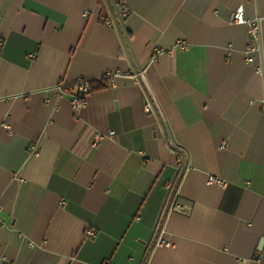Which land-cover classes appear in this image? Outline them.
Here are the masks:
<instances>
[{
	"label": "crops",
	"instance_id": "obj_1",
	"mask_svg": "<svg viewBox=\"0 0 264 264\" xmlns=\"http://www.w3.org/2000/svg\"><path fill=\"white\" fill-rule=\"evenodd\" d=\"M115 1L0 0V264H264V0Z\"/></svg>",
	"mask_w": 264,
	"mask_h": 264
},
{
	"label": "built area",
	"instance_id": "obj_2",
	"mask_svg": "<svg viewBox=\"0 0 264 264\" xmlns=\"http://www.w3.org/2000/svg\"><path fill=\"white\" fill-rule=\"evenodd\" d=\"M122 14L124 16H127L129 14V9H127L126 7H123ZM234 21L241 22V23H243V22L248 23L249 31H250V35H251L252 39L259 40L260 31H261L259 18L247 19L245 17V14H244L243 7H239L234 12ZM112 23H113L112 21H108V24L112 25ZM253 50H258V46L255 44H251V46H249V50H248L249 56L247 57V60H249V61L254 60V57L252 55H250L251 51H253ZM259 70L262 71V70H264V68L262 66H260ZM55 88L58 90L59 93H63L65 91V85L63 84V82H59L55 86ZM87 92H89V83L87 81H84L83 79H81L80 82L78 83V90L75 91V93L73 94V107L74 108H79L86 103L85 94ZM151 107H152L151 103L146 102L145 109L147 111H151ZM111 133L113 134L114 132H111ZM38 152H39V149H37V147H35L34 153L37 154ZM209 183L220 184V185L226 184L225 180L222 179L221 177H218V176H210ZM179 206L184 208V206H182V205H179ZM0 209H1V203H0ZM95 235H96V232L94 230L89 229L87 231V236L94 237ZM103 264H115V263L112 260H106Z\"/></svg>",
	"mask_w": 264,
	"mask_h": 264
},
{
	"label": "trees",
	"instance_id": "obj_3",
	"mask_svg": "<svg viewBox=\"0 0 264 264\" xmlns=\"http://www.w3.org/2000/svg\"><path fill=\"white\" fill-rule=\"evenodd\" d=\"M100 1V19L101 21H104L106 23H108V21H111L112 19L115 20V22L117 23L118 26H120V22L122 19L126 18V16H124L122 14V8L120 11V5L118 2H116L115 0H99ZM108 9L111 10V13H109ZM123 36L126 38V35L123 31ZM89 91L94 90L96 87H102L105 85L104 82H89ZM177 151H180V147L179 146H175ZM177 189V188H176ZM150 255V251H147V253L145 254V258L144 260L147 261Z\"/></svg>",
	"mask_w": 264,
	"mask_h": 264
}]
</instances>
